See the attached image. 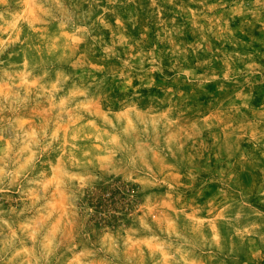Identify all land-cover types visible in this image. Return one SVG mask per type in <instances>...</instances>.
<instances>
[{"label": "rangeland", "instance_id": "obj_1", "mask_svg": "<svg viewBox=\"0 0 264 264\" xmlns=\"http://www.w3.org/2000/svg\"><path fill=\"white\" fill-rule=\"evenodd\" d=\"M0 264H264V0H0Z\"/></svg>", "mask_w": 264, "mask_h": 264}]
</instances>
